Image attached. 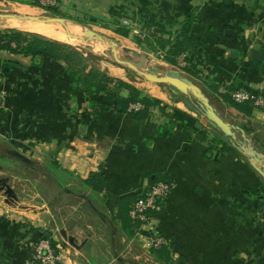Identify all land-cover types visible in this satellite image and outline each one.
Returning <instances> with one entry per match:
<instances>
[{
    "label": "crops",
    "instance_id": "crops-1",
    "mask_svg": "<svg viewBox=\"0 0 264 264\" xmlns=\"http://www.w3.org/2000/svg\"><path fill=\"white\" fill-rule=\"evenodd\" d=\"M55 1L60 12L122 28L128 37L149 39L156 29L151 24L166 30L156 37L174 42L189 22L187 40L197 53H181L186 75L264 155V0ZM15 23L19 31L46 38L45 23ZM102 65L110 77L128 81L126 70ZM154 86L134 87L159 103L147 109L130 103L118 112L103 92L74 89L64 60L0 49V143L7 147L0 159L31 170L46 164L43 178L52 177L76 199L65 206L67 216L57 217L46 203L27 200L24 192L36 189L27 178L11 176L7 183L1 177L0 264H26L43 239L59 264H264L263 180L187 99ZM237 91L249 100L235 102ZM13 151L31 163L15 159ZM159 181L174 184L160 210L146 223H130L132 203ZM69 221L79 249L59 234ZM153 234L169 247L150 248Z\"/></svg>",
    "mask_w": 264,
    "mask_h": 264
},
{
    "label": "rangeland",
    "instance_id": "rangeland-1",
    "mask_svg": "<svg viewBox=\"0 0 264 264\" xmlns=\"http://www.w3.org/2000/svg\"><path fill=\"white\" fill-rule=\"evenodd\" d=\"M23 7H26L28 9L33 10L37 15L34 16H57V17H65L72 20H75L88 29L94 31L95 33L103 36L106 39L117 41L124 45V47L131 49L133 52L140 53V55L143 58L148 59V65L144 64L143 66L147 69H144V71L148 74L156 75L157 77L164 76L167 72L174 71L180 74H186L187 72H190L187 69H181L177 67L176 61L177 58H174L173 63H168L165 61L166 54L164 52L156 50V47L153 44H150L149 41H145V39H141L137 35L134 37L132 34L129 37H122L116 33H114V30L107 29L105 26L101 24H97L94 22H89L86 19H81L79 17H73L68 15L67 13L60 12L57 7H46L43 5L38 4L37 2H31L28 0H19V1H10V0H0V13H14V10H17ZM23 6V7H22ZM16 21H9L4 26V28H0V31H18L17 28H10L11 24L15 23ZM39 24V23H38ZM44 24V23H43ZM76 31L75 34H79L80 31L78 28L74 29ZM78 32V33H77ZM25 33V32H22ZM81 34V33H80ZM74 50L78 51L86 61L87 66H91L93 68L99 69L100 71L109 74L103 67L102 64L104 63H110L114 64L113 61H107L104 60L100 55H96L88 50L81 49L80 47L73 45V44H65ZM93 47V46H92ZM80 64V63H79ZM153 70V72H152ZM127 71V70H126ZM128 74V82L130 85L136 86L139 89L146 91L151 90L152 88L156 87L155 84L150 83L148 81H145L142 79L139 75L133 73L132 71H127ZM126 78V77H125ZM0 151L6 152L7 147L0 143ZM49 167L45 165L35 166L33 170L27 168V166L21 165L17 162L10 160H3L0 159V172H8L4 175L0 174L1 177H4L7 179V183L12 182L11 176H16L18 178H27L28 181L31 183V186H35L36 192L39 193V195L35 192L33 193V189H31V192L25 191L24 196L27 198V200H33L38 204L39 202L46 203L47 206L50 207L54 211V214L57 217L68 215L69 209L65 207L66 205L71 204L72 202L76 201V199H73L72 197L69 198L64 194V189H60L59 187H56L55 184L52 182V177L50 178H43V175L40 173L42 172H48L49 173ZM53 175V174H52ZM54 177V176H53ZM14 185L15 188H21L20 182H18V179H14ZM27 187L25 188V190ZM37 194V195H36ZM30 196V197H28ZM64 228V227H63Z\"/></svg>",
    "mask_w": 264,
    "mask_h": 264
},
{
    "label": "trees",
    "instance_id": "trees-1",
    "mask_svg": "<svg viewBox=\"0 0 264 264\" xmlns=\"http://www.w3.org/2000/svg\"><path fill=\"white\" fill-rule=\"evenodd\" d=\"M147 25L149 27L155 26L156 29L149 34L150 38H146L145 41H149L150 44H153L156 47V50L164 52L167 56L165 61L168 63H173L174 58L176 59L183 52L193 50L197 53L196 47H190L187 40L190 26L189 22L182 26V29L179 31L174 42H170L161 37H156L158 34L166 32L165 29L157 27L156 25ZM114 33L122 37L128 36V31L122 28L114 29ZM11 44H14V47H12ZM3 48L25 56H31L34 60H41L42 53H47L64 60L67 64L68 70L72 71L74 89L89 94L103 92L107 101L114 102L118 112H124L130 103L142 104L144 109H147L151 104L159 103L158 100L145 96L134 86L122 80L110 77L108 74L101 72L96 68L87 66L85 58L78 51L65 44L31 33L0 31V49ZM123 92L126 93V96L122 95ZM105 108H108L107 103ZM261 207L262 206H260V209ZM129 221L132 223L130 219ZM168 247L169 245L161 246L154 250L163 251Z\"/></svg>",
    "mask_w": 264,
    "mask_h": 264
},
{
    "label": "water",
    "instance_id": "water-1",
    "mask_svg": "<svg viewBox=\"0 0 264 264\" xmlns=\"http://www.w3.org/2000/svg\"><path fill=\"white\" fill-rule=\"evenodd\" d=\"M12 17V18H24L28 21H39L44 22L48 25H62L68 28L69 25H73L79 29L80 32L87 35L91 40L106 44L104 37L95 33L94 31L88 29L81 23L57 16H20L15 13H0V20ZM108 52L113 56L114 65L139 75L145 81L150 83L160 85L162 89L168 90L174 95H182L187 99L188 104L192 109L201 114L208 124L220 133L224 139L234 148H236L241 154L245 155L250 163V166L256 171L260 178L264 182V155L263 153L252 145V142L246 137V134L238 126L233 125L228 122L218 111L213 107L210 99L205 95L202 89L193 81L188 75L180 74L174 71L167 72L162 77H157L153 74H148L145 71L139 70L133 66L125 63L121 58H118L115 54V49L117 47L116 43L113 41L107 42ZM122 52H128V49H121ZM251 58L254 57L251 55ZM153 72V70H152ZM237 135L240 139H237ZM12 156L22 163L30 164L31 161L21 155L20 153L13 151ZM74 225L73 221H69L65 228L59 231V234L67 244L74 249H79L77 240L72 235H69L68 231Z\"/></svg>",
    "mask_w": 264,
    "mask_h": 264
},
{
    "label": "built area",
    "instance_id": "built-area-1",
    "mask_svg": "<svg viewBox=\"0 0 264 264\" xmlns=\"http://www.w3.org/2000/svg\"><path fill=\"white\" fill-rule=\"evenodd\" d=\"M31 2H37L43 6L56 7L55 0H28ZM141 39L144 36L139 35ZM177 67L186 69L189 64L187 62L186 55H179L176 61ZM232 98L237 103H243L249 100V95L245 92H235L232 94ZM260 101V97L256 98V103ZM174 184L170 181H159L150 186H147L144 191L136 198L132 203L128 216L132 222L146 223L149 220V213L158 212L161 208V204L166 200L169 194L172 192ZM260 214L264 215V205L260 209ZM67 245V242L64 241ZM149 247L157 249L161 246H168L169 241L157 234H153L149 239ZM26 264H59L58 256L56 252L50 247L47 240H40L34 246V252L31 258Z\"/></svg>",
    "mask_w": 264,
    "mask_h": 264
},
{
    "label": "bare ground",
    "instance_id": "bare-ground-1",
    "mask_svg": "<svg viewBox=\"0 0 264 264\" xmlns=\"http://www.w3.org/2000/svg\"><path fill=\"white\" fill-rule=\"evenodd\" d=\"M14 13L20 16H34L37 15L33 10L28 9V8H20L17 10H14ZM9 21H22L24 23H31L32 25H39L40 23H44V22H37V21H28L27 19L24 18H12V17H7L4 18L2 20H0V28H4L7 26H4L7 22ZM39 23V24H38ZM46 24V23H45ZM46 32L43 31V35L52 40V41H56L58 43H62V44H73L76 45L78 47H80L81 49L84 50H88L96 55H100L104 60L113 61V56L108 52V43L109 39L104 38L105 43L106 44H102L100 42L91 40L87 35L83 34L82 32H80L78 35L75 34L76 31L74 29H76L77 27L73 26V25H69L68 28L66 27H61L62 25H48L46 24ZM19 27L18 23H14L10 26V28H17ZM33 29L37 32L39 28V26H32ZM41 30V29H40ZM40 33V32H39ZM78 33V32H77ZM39 35V34H38ZM113 42V41H112ZM117 45L115 51V54L117 55L118 58H121L125 63H127L130 66H133L139 70L144 71L145 68L143 65L146 64L148 65V59L143 58L140 53H136L133 52L131 49H128L126 47V49H128V52H122L121 49L125 48L123 44L114 41ZM97 45H96V44ZM93 46V47H92ZM117 76L121 75V74H115Z\"/></svg>",
    "mask_w": 264,
    "mask_h": 264
}]
</instances>
